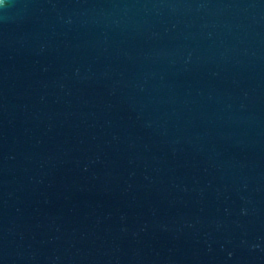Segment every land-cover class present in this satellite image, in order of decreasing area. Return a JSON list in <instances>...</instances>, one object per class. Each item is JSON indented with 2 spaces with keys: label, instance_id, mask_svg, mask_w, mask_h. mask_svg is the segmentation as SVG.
I'll return each mask as SVG.
<instances>
[{
  "label": "water",
  "instance_id": "95a60500",
  "mask_svg": "<svg viewBox=\"0 0 264 264\" xmlns=\"http://www.w3.org/2000/svg\"><path fill=\"white\" fill-rule=\"evenodd\" d=\"M0 264H264V0H0Z\"/></svg>",
  "mask_w": 264,
  "mask_h": 264
}]
</instances>
